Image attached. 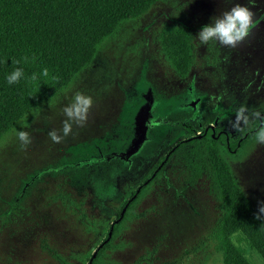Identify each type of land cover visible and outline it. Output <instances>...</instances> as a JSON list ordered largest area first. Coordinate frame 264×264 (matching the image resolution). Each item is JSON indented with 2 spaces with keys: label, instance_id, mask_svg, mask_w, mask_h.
I'll list each match as a JSON object with an SVG mask.
<instances>
[{
  "label": "rangeland",
  "instance_id": "374dc122",
  "mask_svg": "<svg viewBox=\"0 0 264 264\" xmlns=\"http://www.w3.org/2000/svg\"><path fill=\"white\" fill-rule=\"evenodd\" d=\"M237 3L248 0H163L146 17L121 25L91 67L2 139L0 264H61L54 253L64 264H90L108 243L97 264H223L214 236L220 212L206 187L181 198L163 179L149 184L187 136L184 126L198 134L203 126L223 128L238 140L259 121L234 131L236 111L243 105L264 113V0H255L254 26L236 47L195 42L197 66L188 77L161 52L159 36L168 25H183L195 38ZM77 91L93 99L87 119L53 143L48 133L62 128L67 98ZM19 130L31 135L25 149ZM221 149L258 212L264 146L253 137L240 155ZM142 186L148 191L109 239ZM248 258L264 264L256 253Z\"/></svg>",
  "mask_w": 264,
  "mask_h": 264
},
{
  "label": "trees",
  "instance_id": "16d2710c",
  "mask_svg": "<svg viewBox=\"0 0 264 264\" xmlns=\"http://www.w3.org/2000/svg\"><path fill=\"white\" fill-rule=\"evenodd\" d=\"M162 1L0 0V142L26 116L70 87L82 71L91 67L99 47L121 25L146 17ZM159 41L170 67L182 78L188 77L197 66L196 45L190 31L183 25L171 24L161 31ZM17 67L23 69L26 77L39 74L46 67L49 76L40 77L37 87L26 80L7 85L5 75ZM203 127L198 134L195 126H184L187 136L170 151L149 186L163 179L168 190L178 192L181 198L200 185L205 186L220 212L214 236L223 264H252L248 252L256 253L264 262V219L255 218L258 212L235 179L221 146L226 153H238L241 148L232 139L228 143L224 136L205 133L207 126ZM254 132L247 134L242 146L254 137ZM148 188L133 193L136 198L129 203L124 219L114 225V236ZM108 248L109 243L101 247L92 264H97Z\"/></svg>",
  "mask_w": 264,
  "mask_h": 264
},
{
  "label": "clouds",
  "instance_id": "9594fccd",
  "mask_svg": "<svg viewBox=\"0 0 264 264\" xmlns=\"http://www.w3.org/2000/svg\"><path fill=\"white\" fill-rule=\"evenodd\" d=\"M255 6V0H248L247 4H235L227 11L210 19V23L201 27L196 33L194 41L204 46L209 42L219 44L220 46L236 47L243 42L249 35L254 26L255 13L252 8ZM24 62L28 61L27 57L21 58ZM19 64L20 61H17ZM48 68H42L40 73H32L26 77L21 67L15 68L6 74L4 81L7 85H14L21 80H26L33 87L40 86V77H48ZM63 108V114L66 119L61 129H53L48 133L49 139L53 143H59L64 137L72 131L73 124L82 126L87 119L89 109L93 105V99L90 95L82 92H75ZM258 119L260 125L255 129V143L258 146H264V113L260 110L249 111L246 106H241L235 113V119L231 120L230 126L234 131H239L243 125H247L250 120ZM16 139L19 141L22 149H25L31 143V135L26 130L16 132ZM257 220L264 219V202H258Z\"/></svg>",
  "mask_w": 264,
  "mask_h": 264
},
{
  "label": "flooded vegetation",
  "instance_id": "af4514ba",
  "mask_svg": "<svg viewBox=\"0 0 264 264\" xmlns=\"http://www.w3.org/2000/svg\"><path fill=\"white\" fill-rule=\"evenodd\" d=\"M259 122H257V124L255 125V127L253 128V130H251L250 132L248 131V132H246L241 138H239L238 140H233L232 138H231V135L229 134V133H227L226 131H224L223 130V128H213L212 126H207V129L205 130V133H208L209 131H211V133L213 134V137H214V135L215 134H218V136L219 137H221V136H224L225 138H226V140H227V142L229 143L230 142V140L234 143V142H238V146H239V148H241V153H242V151H243V148H244V146L246 145H241V144H243L244 142H245V140H246V138H247V134H249V133H251V132H254L255 131V129L260 125V123H261V121L260 120H258ZM181 142V141H180ZM179 142V143H180ZM178 145V144H177ZM177 145H175V147H177ZM174 147V148H175ZM172 150H174V149H172ZM171 150V151H172ZM231 153H234V154H237V152L236 151H230ZM170 153L171 152H169V154L167 155V157L164 159V161L162 162V164H160V166L157 168V170H156V172L154 173V175L152 176V178H151V180L152 179H154L155 177H156V175H157V173H158V171L161 169V167L166 163V161H167V159L169 158V156H170ZM241 153H239L238 152V154L240 155ZM150 180V181H151ZM150 181H148V182H150ZM147 182V183H148ZM146 183V184H147ZM143 187H145V186H142V187H140L138 190H137V194H139L140 192H141V190H142V188ZM136 194V195H137ZM136 196H134L133 197V195H132V197H131V199L132 198H135ZM129 203H131V200L126 204V207H128V205H129Z\"/></svg>",
  "mask_w": 264,
  "mask_h": 264
},
{
  "label": "water",
  "instance_id": "95a60500",
  "mask_svg": "<svg viewBox=\"0 0 264 264\" xmlns=\"http://www.w3.org/2000/svg\"><path fill=\"white\" fill-rule=\"evenodd\" d=\"M126 208H127V207H126ZM126 208L124 209V211H123V213H122L120 219H122V217L124 216V213H125V211H126ZM117 223H118V222H116V224H117ZM113 229H114V225H113L112 228H111L110 235H109V239L111 238V236H112V234H113ZM97 253H98V252H97ZM97 253L93 256L92 260L90 261V264H92L93 260L96 258Z\"/></svg>",
  "mask_w": 264,
  "mask_h": 264
}]
</instances>
